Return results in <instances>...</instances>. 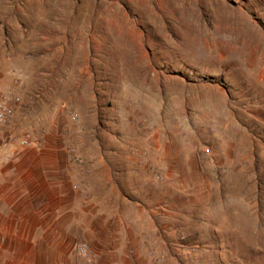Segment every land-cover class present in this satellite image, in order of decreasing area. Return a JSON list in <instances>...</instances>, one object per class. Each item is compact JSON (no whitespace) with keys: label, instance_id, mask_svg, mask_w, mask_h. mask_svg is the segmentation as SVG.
<instances>
[{"label":"rangeland","instance_id":"obj_1","mask_svg":"<svg viewBox=\"0 0 264 264\" xmlns=\"http://www.w3.org/2000/svg\"><path fill=\"white\" fill-rule=\"evenodd\" d=\"M3 59L0 264H264V0H0Z\"/></svg>","mask_w":264,"mask_h":264},{"label":"built area","instance_id":"obj_2","mask_svg":"<svg viewBox=\"0 0 264 264\" xmlns=\"http://www.w3.org/2000/svg\"><path fill=\"white\" fill-rule=\"evenodd\" d=\"M20 101L18 93L14 90L0 91V123L6 122L15 112L16 106ZM43 140L26 135L21 138L20 146L23 149L30 147H43ZM209 153V150H206ZM80 253L86 252V246L79 247Z\"/></svg>","mask_w":264,"mask_h":264},{"label":"crops","instance_id":"obj_3","mask_svg":"<svg viewBox=\"0 0 264 264\" xmlns=\"http://www.w3.org/2000/svg\"><path fill=\"white\" fill-rule=\"evenodd\" d=\"M11 77L9 76L8 74V68L6 66V63L4 62V59L1 61L0 60V89H3V88H7V87H11ZM16 89V87L14 88ZM17 93H19L17 90H15ZM17 108V106H16ZM18 109V108H17ZM24 115H21L20 112H16L15 115L11 118V120L9 121V125L8 127H1V130H0V138H6V130H10L12 127H14L15 125H18V124H22L20 122V120L22 119L23 120V117ZM21 120V121H22ZM6 195L10 196V193H6ZM28 213L29 215L31 214H38L39 211L37 208H28ZM2 213H0V224H1V221H2V217H1ZM4 222V221H3ZM32 223V220H31V217H29L28 219V224L31 225ZM2 228V226H0Z\"/></svg>","mask_w":264,"mask_h":264},{"label":"bare ground","instance_id":"obj_4","mask_svg":"<svg viewBox=\"0 0 264 264\" xmlns=\"http://www.w3.org/2000/svg\"><path fill=\"white\" fill-rule=\"evenodd\" d=\"M246 216V215H245ZM246 218V217H245ZM243 219V218H242Z\"/></svg>","mask_w":264,"mask_h":264}]
</instances>
